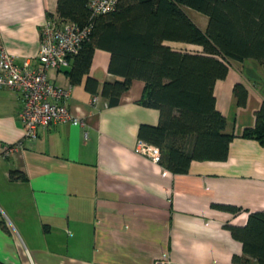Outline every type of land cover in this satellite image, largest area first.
<instances>
[{
	"label": "crops",
	"instance_id": "crops-1",
	"mask_svg": "<svg viewBox=\"0 0 264 264\" xmlns=\"http://www.w3.org/2000/svg\"><path fill=\"white\" fill-rule=\"evenodd\" d=\"M57 8L58 0H0V48L19 65L36 66L42 28L59 18ZM185 10L206 31L209 17ZM110 61L109 51L96 49L89 76L97 93L86 88L87 76L72 82L73 60L49 72L56 84L73 85L68 107L84 125L42 127L36 140L25 136L21 93L0 87V264H239L234 256L246 257L243 244L228 226H245L251 213L264 211V144L244 136L264 102V67L253 58L229 61L215 86L234 136L229 157L193 161L177 174L136 151L141 125L160 122L159 109L140 103L145 81L135 79L117 105L102 96L106 82L122 79ZM239 82L248 90L246 106L234 94ZM19 141L23 147L4 156Z\"/></svg>",
	"mask_w": 264,
	"mask_h": 264
},
{
	"label": "trees",
	"instance_id": "trees-1",
	"mask_svg": "<svg viewBox=\"0 0 264 264\" xmlns=\"http://www.w3.org/2000/svg\"><path fill=\"white\" fill-rule=\"evenodd\" d=\"M185 7L209 17L206 31ZM57 15L93 25L70 59L73 83L87 76L86 88L98 92V81L89 76L96 49L111 53L109 71L122 77L103 85L101 94L109 105H117L135 79L145 81L140 103L159 109L160 122L141 125L139 136L161 150L160 164L184 174L193 161L228 159L234 136L226 132L227 118L217 109L215 86L228 75L232 59L253 58L264 67V0H118L115 11L93 20L88 0H58ZM168 42L198 45L202 51L175 50ZM234 94L240 106L247 105L245 84L237 83ZM244 136L264 144V102L255 127ZM228 227L246 255L234 260L249 264L255 258L264 264V211L251 213L245 226Z\"/></svg>",
	"mask_w": 264,
	"mask_h": 264
},
{
	"label": "built area",
	"instance_id": "built-area-1",
	"mask_svg": "<svg viewBox=\"0 0 264 264\" xmlns=\"http://www.w3.org/2000/svg\"><path fill=\"white\" fill-rule=\"evenodd\" d=\"M117 6L118 0H88L91 20L115 11ZM92 29V23L80 25L57 17L48 18L41 31L38 64L34 67L29 61L19 65L12 54L0 48V87L21 93L23 108L20 116L27 138L36 140L40 128L53 124L84 125L83 119L68 107L73 85L56 84L50 79L49 72L69 66L71 57L78 54ZM97 101L98 96L93 97L92 104ZM22 147V141L8 145L4 156L14 154ZM136 151L160 161V149L145 141H139ZM164 259L156 264H170Z\"/></svg>",
	"mask_w": 264,
	"mask_h": 264
},
{
	"label": "rangeland",
	"instance_id": "rangeland-1",
	"mask_svg": "<svg viewBox=\"0 0 264 264\" xmlns=\"http://www.w3.org/2000/svg\"><path fill=\"white\" fill-rule=\"evenodd\" d=\"M188 12H197V11L194 9L188 8Z\"/></svg>",
	"mask_w": 264,
	"mask_h": 264
}]
</instances>
